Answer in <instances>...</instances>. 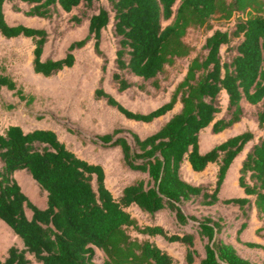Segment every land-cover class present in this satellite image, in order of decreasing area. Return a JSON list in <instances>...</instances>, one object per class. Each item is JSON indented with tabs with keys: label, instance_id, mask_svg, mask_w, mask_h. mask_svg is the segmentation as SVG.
Segmentation results:
<instances>
[{
	"label": "trees",
	"instance_id": "trees-1",
	"mask_svg": "<svg viewBox=\"0 0 264 264\" xmlns=\"http://www.w3.org/2000/svg\"><path fill=\"white\" fill-rule=\"evenodd\" d=\"M5 2L13 11L49 20L67 13L73 27L87 21V32L70 41L63 56L42 57L48 30L9 23ZM22 4L27 7L23 9ZM214 18L225 20L226 26L215 27ZM109 22L115 39L109 80L117 92H166L163 80L168 67L187 57L184 75L168 100L142 112L127 108L103 87L108 60L100 43L102 29ZM200 28L210 32L195 51L185 37ZM0 33L7 38L30 37L33 70L45 76L72 66L74 50L91 41L102 58V74L93 96L127 118L150 122L177 100L181 103L178 111L144 137L121 126L91 137L89 141L98 146H119L124 165L145 173L124 185L118 195L106 185L103 166L77 155L54 129L25 130L17 123L0 128V219L22 241V247L9 246L0 264H30L29 255L41 264H174L173 255L150 238L157 234L184 245V264H258L222 237L226 222L220 214L187 215L183 206H236L235 217L242 219L236 240L264 249L262 243L239 237L252 207L257 217L264 216V0H0ZM2 86L25 99L22 88L4 72H0ZM243 117L255 120L260 130L257 136L245 129L200 151L203 127L211 123V131L218 132ZM249 141L238 168V183L245 195L220 198L229 165ZM185 158L196 171L215 162L214 181L185 180L180 171ZM19 169H25L46 192L45 206L36 205L21 189L13 175ZM131 205L151 215L169 209L180 225L194 222L191 229L179 232H169L159 223L139 224ZM197 238L204 241L203 254H199ZM97 249L103 253L101 262L96 261Z\"/></svg>",
	"mask_w": 264,
	"mask_h": 264
},
{
	"label": "rangeland",
	"instance_id": "rangeland-1",
	"mask_svg": "<svg viewBox=\"0 0 264 264\" xmlns=\"http://www.w3.org/2000/svg\"><path fill=\"white\" fill-rule=\"evenodd\" d=\"M26 7V4H22L23 9ZM5 18L9 23L21 22L32 26H42L48 30V40L44 45L42 57L63 56L70 41L83 37L87 31V21L80 26L73 27L67 13L49 20L38 16H27L22 11H13L10 9V3L5 5ZM166 22L168 20L164 21V23ZM213 23L215 27L224 28L226 26V21L220 18H214ZM209 32L210 30L206 31L203 28L193 29L187 33L185 38L195 47V51H198ZM100 46L108 60L102 85L124 106L132 110L146 112L165 101L175 83L184 74L187 64V57H184L168 67V75L163 80L167 88L166 92L150 94L140 92L137 89L117 92L115 85L109 80V72L115 52V39L111 32V22L102 29ZM32 48L33 44L30 37L7 38L0 33V72L10 75L26 96L25 99H20L13 90L5 86L1 87L0 128H4L10 123H17L25 130L36 127L54 129L59 138L77 155L102 164L106 172V185L114 194L119 192L124 184L142 177L143 173L124 165L119 146L103 147L89 141L91 137L109 132L116 126L131 128L140 137H144L152 132L158 124V122L145 123L139 120H129L115 107L107 104L104 99H97L93 96L94 87L97 86L102 74V58L94 52L92 42L89 41L83 47L75 50V62L72 66L65 67L56 74L49 76L36 73L33 70ZM26 98L31 99L26 102ZM240 128L243 130L250 128L258 133L255 123L249 117L242 120ZM210 134L216 135V133ZM127 136L132 141L131 136L129 134ZM230 173L229 184L234 176L233 170ZM13 175L32 202L41 207L45 206L46 192L40 189L25 169L15 171ZM190 179L192 182L212 179L213 182L214 175L212 176L211 165L204 171L195 173V176H191ZM129 209L136 216L139 224L159 223L169 232L189 230L192 228L190 224L194 222L190 220L188 224L180 225L176 221L174 212L169 209L160 210L152 215L142 211L136 205H131ZM183 210L187 215L193 214L197 217L208 213L220 214L226 222L222 237L231 241L241 255L258 264H264V249L248 247L236 240L237 229L242 219L235 217L238 214V209L235 206L221 203L213 205L191 204L184 205ZM26 213L30 216L31 210L26 208ZM250 217H252L254 228L249 231L247 236H243L240 232V239L264 244V216L259 218L252 213ZM131 233L140 238L144 237V234L134 230H131ZM150 238L173 255L174 264H184L185 248L183 244L178 241H168L159 234ZM203 242L199 238L196 239L199 254H203ZM11 245L22 247V241L11 227L0 219L1 259L7 255V250ZM96 252V261L101 262L103 253L98 249ZM29 257L31 258L30 264H41L35 261L32 255ZM198 259L199 256L196 263Z\"/></svg>",
	"mask_w": 264,
	"mask_h": 264
},
{
	"label": "crops",
	"instance_id": "crops-1",
	"mask_svg": "<svg viewBox=\"0 0 264 264\" xmlns=\"http://www.w3.org/2000/svg\"><path fill=\"white\" fill-rule=\"evenodd\" d=\"M8 4V2H5L4 3V13H5V5ZM87 32V31H86ZM86 45V44H85ZM76 50V49H75ZM75 50H74V54H75ZM61 57V56H60ZM186 69V68H185ZM185 72V71H184ZM184 75V74H183ZM182 75V76H183ZM101 76V75H100ZM182 78V77H181ZM180 78V79H181ZM179 79V80H180ZM178 80V81H179ZM177 81V82H178ZM176 82V83H177ZM175 83V84H176ZM175 86V85H174ZM95 88V87H94ZM174 88V87H173ZM172 88V89H173ZM171 89V91H172ZM117 91V90H116ZM171 91L169 92V95H168V98L170 96V93ZM223 97L225 99V103L223 104ZM168 98L166 100H168ZM221 98H222V105L223 107H225L226 105V101H227V96L225 94V92L222 93L221 95ZM165 100V101H166ZM164 102V101H163ZM162 103V102H161ZM159 105V104H158ZM156 107V106H155ZM181 107V103L179 100H177L174 104V106L168 110L167 112H165L164 114L154 118L152 121L150 122H145V123H154V122H158V124L156 125L155 129H153V131H155L156 129H158L174 112L178 111ZM127 118V117H126ZM246 118V117H243L241 120L235 122L232 126L230 127H226L224 128L223 130L221 131H218V132H212L211 131V123L205 127H203L200 131H199V149L200 151L202 152H205L207 151L208 149H210L214 144L226 139L227 137L231 136V135H234V134H237L239 132H242L244 131L243 129L240 128L241 126V123H242V120ZM248 118V117H247ZM129 120H133V119H130V118H127ZM252 119V118H251ZM253 122L255 123V126L256 128L258 129L257 125H256V122L254 119H252ZM143 122V121H142ZM23 128V127H22ZM24 129V128H23ZM131 129V128H130ZM246 129H250V128H246ZM252 130V129H250ZM152 131V132H153ZM207 131V132H206ZM253 131V130H252ZM150 132V133H152ZM254 132V131H253ZM148 133V134H150ZM210 133H216V135H211ZM260 133V130L258 129V133H255V136H257L258 134ZM147 135V134H146ZM145 135V136H146ZM219 140V141H218ZM252 141H249L245 144V146L243 147V149L233 158L231 164L229 165L228 169H227V172H226V175H225V178L221 184V187H220V190H219V197L220 198H225V197H231V196H243L245 195L244 191H243V188L239 185L238 183V168L241 164V161H242V158L244 157L246 151L248 150L249 146L251 145ZM116 147V146H114ZM122 154V153H121ZM90 161V160H89ZM99 163V162H98ZM101 164V163H100ZM102 165V164H101ZM211 165V171H212V176L214 175V179H215V171H216V163L215 162H209L207 164V166L201 170V171H204L208 166ZM104 168V167H103ZM20 170V169H19ZM233 170V173H234V176L232 178V182L229 184L228 183V178H229V174H231L230 172H232ZM17 171V170H16ZM105 171V170H104ZM135 171V170H134ZM180 171H181V175L182 177L191 182V183H199V182H212V179L211 180H200V181H197V182H192L191 181V176H195V173H198V172H201V171H196L194 170L192 167H191V164L189 162V160L187 158H185L181 164V167H180ZM140 172V171H138ZM187 172V174H186ZM142 173V172H141ZM145 175V173H143V176ZM213 179V181H214ZM131 182V181H130ZM105 183H106V172H105ZM129 183V182H128ZM127 184V183H126ZM124 184V185H126ZM123 185V186H124ZM121 186V189L122 187ZM121 189L119 192H117L115 195H118L120 192H121ZM236 207V206H235ZM252 213H255V208L252 207L251 209V212H250V216H252ZM248 218L247 220V224L246 226L241 230V233L242 235L244 236H247L249 231L254 228L253 227V222H252V217ZM250 241V240H249Z\"/></svg>",
	"mask_w": 264,
	"mask_h": 264
}]
</instances>
